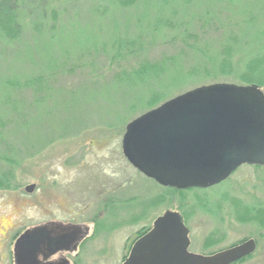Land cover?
Instances as JSON below:
<instances>
[{
  "label": "rangeland",
  "instance_id": "374dc122",
  "mask_svg": "<svg viewBox=\"0 0 264 264\" xmlns=\"http://www.w3.org/2000/svg\"><path fill=\"white\" fill-rule=\"evenodd\" d=\"M17 10L16 39L0 25V174L11 180L0 183V264H16L17 238L45 223L89 226L71 264H124L169 209L185 216L189 250L255 238L239 264H264V224L236 213L264 205V166L181 191L144 176L122 146L153 102L221 82L264 89L239 70L264 68V0H20ZM128 38L133 51L118 55ZM229 48L233 72L215 70Z\"/></svg>",
  "mask_w": 264,
  "mask_h": 264
},
{
  "label": "water",
  "instance_id": "95a60500",
  "mask_svg": "<svg viewBox=\"0 0 264 264\" xmlns=\"http://www.w3.org/2000/svg\"><path fill=\"white\" fill-rule=\"evenodd\" d=\"M123 150L133 166L162 185L209 187L227 179L243 164H264V89L257 84L213 83L167 100L127 124ZM36 183L25 189L33 192ZM60 223L26 229L15 244L16 264L45 262L60 249H71L80 228L62 235ZM184 216L167 210L138 239L124 264H232L252 254L257 241L213 254L191 252Z\"/></svg>",
  "mask_w": 264,
  "mask_h": 264
},
{
  "label": "trees",
  "instance_id": "16d2710c",
  "mask_svg": "<svg viewBox=\"0 0 264 264\" xmlns=\"http://www.w3.org/2000/svg\"><path fill=\"white\" fill-rule=\"evenodd\" d=\"M20 5V0H0V25H2V27H4L9 35V37L16 39L19 34L17 33V28L21 25L20 21H19V10H17L19 8ZM204 17L205 15H202L201 21L204 22ZM160 25H158V28L155 27V30L157 29H162V28H166V27H171L172 24L169 22L167 24H164L162 22L159 23ZM210 22L209 20H207L206 24H204V26H209ZM164 25H167L166 27ZM184 38H188L190 36H183ZM140 40V37L139 39ZM136 39H123L122 43H121V49L119 50V54L120 52L124 51L126 49V47H129L130 51L127 52H131V50L133 49L135 43H136ZM130 46L132 47L130 49ZM232 46V44H231ZM133 51V50H132ZM233 51L229 48L228 51H226L227 57L223 60L220 59V62L218 64L214 63V69H218L220 70L222 73L224 72H229L231 69H233V64H232V58L231 56H233ZM247 57L243 56V60H240V65L244 62H246ZM244 66V65H243ZM242 66V67H243ZM263 66H260L258 64H256L254 62V65H249L247 66V68L243 67L242 69L240 68L239 70H242V75L245 76L243 78L248 79V80H253L252 82H258V84L260 82L264 81V68L262 70ZM231 72H233L231 70ZM163 101V100H161ZM160 104V101L158 102H153L151 104L150 110L151 108H154L156 106H158ZM6 159H8V157H5ZM10 174H0V183H4V184H10L11 180H10ZM220 207H222V204H220ZM205 209V208H204ZM209 211V210H207ZM217 212L215 211L213 214H216ZM237 214L239 213V218L243 219V220H255L257 222H259L261 225L264 224V205H260V206H251L248 204L244 205V209L242 211L239 210L236 212ZM264 226V225H263ZM149 230V229H148ZM147 232V230L142 233L139 237H141L143 234H145ZM138 238V237H137ZM253 255L250 254L248 256H245L237 261H235L232 264H239L241 263V261L251 257Z\"/></svg>",
  "mask_w": 264,
  "mask_h": 264
},
{
  "label": "flooded vegetation",
  "instance_id": "af4514ba",
  "mask_svg": "<svg viewBox=\"0 0 264 264\" xmlns=\"http://www.w3.org/2000/svg\"><path fill=\"white\" fill-rule=\"evenodd\" d=\"M207 85V84H206ZM169 100V99H168ZM167 101V100H166ZM166 101H163V103L164 102H166ZM163 103H161V104H163ZM160 104V105H161ZM160 105H158V106H160ZM158 106H156V107H158ZM156 107H154V108H156ZM153 109V108H152ZM149 111V110H148ZM151 111V110H150ZM147 112V111H146ZM145 113V112H144ZM143 113H141V115H142ZM128 126V125H127ZM126 131H127V129H126ZM126 133V132H125ZM124 133V134H125ZM123 134V135H124ZM125 136V135H124ZM124 136H123V140H124ZM124 151V150H123ZM125 156V155H124ZM246 164H248L247 162H246ZM244 165V164H243ZM250 165H255V166H264V164H250ZM133 166V165H132ZM242 166V165H241ZM139 172H141L142 174H144V176H147V174H145L141 169H139L138 167H136V166H134ZM239 168V167H238ZM237 168V169H238ZM236 169V170H237ZM235 170V171H236ZM234 171V172H235ZM233 172V173H234ZM232 173V174H233ZM232 174L229 176V177H231L232 176ZM148 177H150V176H148ZM228 177V178H229ZM150 178H152V179H154L156 182H158L155 178H153V177H150ZM227 178V179H228ZM227 179H225L226 181H227ZM225 180H223V181H221L220 183H218V184H221L222 182H224ZM159 183V182H158ZM159 184H161V183H159ZM218 184L216 183L215 185H212V186H218ZM162 185V184H161ZM163 186H166L167 188H169V189H177V190H181V191H183V190H188V189H197V188H201V189H206V188H209V187H212V186H209V187H190V188H178V187H174V186H167V185H163ZM184 216V215H183ZM158 218V217H157ZM156 218V219H157ZM155 219V220H156ZM184 219H185V216H184ZM155 220H154V222H155ZM154 222H153V225H152V227L149 229V230H147V232L145 233V234H147L152 228H153V226H154ZM185 223H186V221H185ZM187 224V223H186ZM75 225V224H74ZM73 225V226H74ZM73 226H68V225H63V227H62V229H60V230H58V231H56V233H53V235H62L63 233H68V232H70L72 229H73ZM76 226H78L79 228H80V232H79V234H78V237H77V239L76 240H74V244H73V247L71 248V249H66V248H64V249H60L59 251H57V252H54V254H52L50 257H48V258H45V256H44V254L43 253H41L40 254V259L41 260H43V261H45V262H59V261H65L66 259L68 260V262H70L71 260L69 259V257H68V255L67 254H69V253H71L70 251H75L77 248H78V246H79V244H80V240H82L85 236H86V234L89 232V226L88 227H84V226H82V225H75V227ZM189 227V226H188ZM190 228V227H189ZM191 230V229H190ZM145 234H143L141 237H143ZM138 239H140V237H138V238H136V241L138 240ZM251 239V238H250ZM255 239V238H254ZM249 240V239H248ZM135 241V242H136ZM245 241H247V240H245ZM245 241H243V242H245ZM257 241V240H256ZM243 242H240V243H243ZM135 244V243H134ZM134 244H133V246H134ZM239 243H237L236 245H238ZM191 245V244H190ZM133 246H132V248H133ZM233 246H235V245H233ZM229 247H232V246H229ZM229 247H225V248H222V249H218V250H216V251H211V252H208V253H206V254H213V253H216V252H220L221 250H224V249H227V248H229ZM257 247H258V243H257ZM131 249V248H130ZM132 250V249H131ZM191 251V250H190ZM191 252H193V251H191ZM130 253H131V251H130ZM130 253H129V255L127 256V258L130 256ZM127 260V259H126ZM125 260V261H126ZM125 263V262H124ZM70 264H71V262H70Z\"/></svg>",
  "mask_w": 264,
  "mask_h": 264
}]
</instances>
